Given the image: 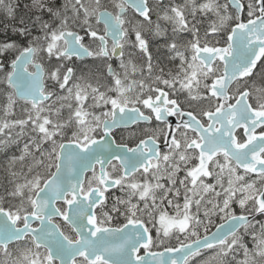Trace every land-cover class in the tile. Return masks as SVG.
I'll list each match as a JSON object with an SVG mask.
<instances>
[{
    "label": "snow or ice",
    "instance_id": "snow-or-ice-1",
    "mask_svg": "<svg viewBox=\"0 0 264 264\" xmlns=\"http://www.w3.org/2000/svg\"><path fill=\"white\" fill-rule=\"evenodd\" d=\"M0 264H264V0H0Z\"/></svg>",
    "mask_w": 264,
    "mask_h": 264
},
{
    "label": "flooded vegetation",
    "instance_id": "flooded-vegetation-1",
    "mask_svg": "<svg viewBox=\"0 0 264 264\" xmlns=\"http://www.w3.org/2000/svg\"><path fill=\"white\" fill-rule=\"evenodd\" d=\"M88 38H86V42H87ZM93 58L89 57L86 58V60L84 61L85 65L91 66L93 64ZM99 61H96V63H98ZM77 63H80L79 61ZM174 119V118H173ZM213 230V229H212Z\"/></svg>",
    "mask_w": 264,
    "mask_h": 264
},
{
    "label": "rangeland",
    "instance_id": "rangeland-1",
    "mask_svg": "<svg viewBox=\"0 0 264 264\" xmlns=\"http://www.w3.org/2000/svg\"><path fill=\"white\" fill-rule=\"evenodd\" d=\"M221 221H219V220H216V223H220ZM214 227V226H213Z\"/></svg>",
    "mask_w": 264,
    "mask_h": 264
},
{
    "label": "water",
    "instance_id": "water-1",
    "mask_svg": "<svg viewBox=\"0 0 264 264\" xmlns=\"http://www.w3.org/2000/svg\"><path fill=\"white\" fill-rule=\"evenodd\" d=\"M213 230H215V228Z\"/></svg>",
    "mask_w": 264,
    "mask_h": 264
},
{
    "label": "trees",
    "instance_id": "trees-1",
    "mask_svg": "<svg viewBox=\"0 0 264 264\" xmlns=\"http://www.w3.org/2000/svg\"><path fill=\"white\" fill-rule=\"evenodd\" d=\"M213 228H214V227H213ZM213 228H212V229H213Z\"/></svg>",
    "mask_w": 264,
    "mask_h": 264
}]
</instances>
